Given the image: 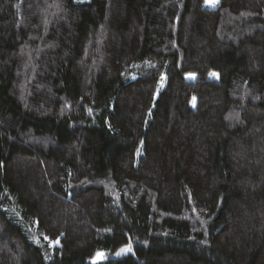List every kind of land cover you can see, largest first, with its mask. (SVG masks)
Segmentation results:
<instances>
[{
    "label": "trees",
    "instance_id": "trees-1",
    "mask_svg": "<svg viewBox=\"0 0 264 264\" xmlns=\"http://www.w3.org/2000/svg\"><path fill=\"white\" fill-rule=\"evenodd\" d=\"M0 264H264V0H0Z\"/></svg>",
    "mask_w": 264,
    "mask_h": 264
},
{
    "label": "snow or ice",
    "instance_id": "snow-or-ice-1",
    "mask_svg": "<svg viewBox=\"0 0 264 264\" xmlns=\"http://www.w3.org/2000/svg\"><path fill=\"white\" fill-rule=\"evenodd\" d=\"M205 3L209 4V5H212V6H215L218 3V0H205ZM213 75H215V73H213ZM45 239H49V238L45 237ZM52 243H58V240L57 241H52ZM126 250H129V249H127V248L122 249V251H126Z\"/></svg>",
    "mask_w": 264,
    "mask_h": 264
},
{
    "label": "rangeland",
    "instance_id": "rangeland-1",
    "mask_svg": "<svg viewBox=\"0 0 264 264\" xmlns=\"http://www.w3.org/2000/svg\"><path fill=\"white\" fill-rule=\"evenodd\" d=\"M205 5H207L208 7H215L217 4L215 6H212V5H209V4L205 3Z\"/></svg>",
    "mask_w": 264,
    "mask_h": 264
}]
</instances>
